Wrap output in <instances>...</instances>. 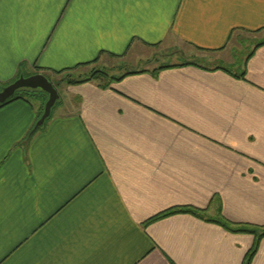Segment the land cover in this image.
<instances>
[{
	"label": "crops",
	"instance_id": "crops-1",
	"mask_svg": "<svg viewBox=\"0 0 264 264\" xmlns=\"http://www.w3.org/2000/svg\"><path fill=\"white\" fill-rule=\"evenodd\" d=\"M238 33L263 36L264 0H0V91L178 59L65 82L35 131L42 102L0 108V264H245L256 235L221 219L264 226V37L225 63Z\"/></svg>",
	"mask_w": 264,
	"mask_h": 264
},
{
	"label": "rangeland",
	"instance_id": "rangeland-1",
	"mask_svg": "<svg viewBox=\"0 0 264 264\" xmlns=\"http://www.w3.org/2000/svg\"><path fill=\"white\" fill-rule=\"evenodd\" d=\"M239 34V35H238ZM236 34L232 41L229 43L228 49L226 50V60L224 61L225 63L227 62L228 58H231L232 54L235 55H240L244 54L247 52L250 47L255 44L259 39L264 37L262 35H256V34H242L238 33ZM151 52V51H149ZM153 53H150L148 56L151 58L150 60L144 59V60H139L136 57H134V54H129L127 57L123 59H117L113 58L110 56H104L101 58L99 62L94 63L93 65H90V67L87 69L79 70L74 72V77H84L88 75L92 70L94 69H103V70H109L111 74H122L126 70H133V69H139V68H144V67H157L159 65L171 63L172 61H176L178 59L176 58H170L169 56H163V54H166L165 49L158 48L156 51H152ZM115 69V70H114ZM67 73H62V74H53V75H48L51 81L54 83L57 89L64 90L65 88V82L67 83ZM60 90V91H62ZM47 93V92H46ZM34 92H31V95L29 96L32 102L35 104L42 102L40 98H38V94L35 96H32ZM48 94V93H47ZM47 98V96H46ZM251 226V225H250Z\"/></svg>",
	"mask_w": 264,
	"mask_h": 264
},
{
	"label": "trees",
	"instance_id": "trees-1",
	"mask_svg": "<svg viewBox=\"0 0 264 264\" xmlns=\"http://www.w3.org/2000/svg\"><path fill=\"white\" fill-rule=\"evenodd\" d=\"M113 57L115 56L114 54H111ZM99 60V58H97L94 62H97ZM93 63V62H92ZM90 63H86L84 65H88ZM165 67H171V66H162L158 69H162ZM75 70H59V71H55L56 74H62V73H67L66 77H67V83H77V82H85V81H91V80H98L99 84L106 88L109 87L114 81L116 80H120L123 77H125L128 74H132V73H138L141 70H126L124 73L117 75V74H111L109 70H103V69H94L92 70L88 75L84 76V77H74V72ZM143 71V70H142ZM158 70L155 69L154 72H157ZM246 71H243L240 76L244 77L245 76ZM49 78V76H48ZM50 79V78H49ZM51 80V79H50ZM31 92H34V94L32 96L37 95L38 94V98H40L42 100V106L40 109V116L43 114L44 111V107H45V103L48 99V94L41 90V89H28V88H24V89H20L18 90L15 95L9 99L6 103H1L0 104V108L6 104H8L9 102L16 100V99H26L27 101L31 102L32 100L30 99V95ZM47 96V98H46ZM57 103V102H56ZM56 105V104H55ZM54 108V107H53ZM53 112V109H52ZM52 116L51 115L47 118V120ZM47 121H45L46 123ZM40 129V128H39ZM176 212H192L194 214L200 215V211L193 209V208H189V207H182V208H173L170 209L164 213L159 214L158 216H156L153 219H158L161 218L165 215L171 214V213H176ZM222 224H224L226 227H228L229 229L235 230V231H246V232H253L256 235L257 241L254 245V247L251 249V251L249 252L245 264H250L251 260L253 258V256L256 254L257 250H258V246H259V241L264 237V226H249V225H241V226H235V225H231L230 223H228L226 220L221 219Z\"/></svg>",
	"mask_w": 264,
	"mask_h": 264
},
{
	"label": "water",
	"instance_id": "water-1",
	"mask_svg": "<svg viewBox=\"0 0 264 264\" xmlns=\"http://www.w3.org/2000/svg\"><path fill=\"white\" fill-rule=\"evenodd\" d=\"M24 88L41 89L48 93V99L45 103L43 114L35 124L33 130L35 131L41 127L51 115L53 107L60 98V94L54 83L43 73H35L29 76L21 75L0 91V104L6 103L18 90Z\"/></svg>",
	"mask_w": 264,
	"mask_h": 264
}]
</instances>
